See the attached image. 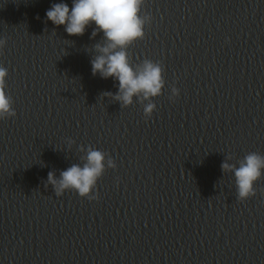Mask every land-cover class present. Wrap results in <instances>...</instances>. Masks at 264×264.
<instances>
[{
    "label": "water",
    "instance_id": "1",
    "mask_svg": "<svg viewBox=\"0 0 264 264\" xmlns=\"http://www.w3.org/2000/svg\"><path fill=\"white\" fill-rule=\"evenodd\" d=\"M57 3L73 0H0L17 112L0 121V264H264V177L241 202L223 168L264 157V0H145L152 22L127 52L163 67L150 119L93 75L103 31L69 35L47 18ZM90 149L99 199L56 196L49 173Z\"/></svg>",
    "mask_w": 264,
    "mask_h": 264
},
{
    "label": "clouds",
    "instance_id": "2",
    "mask_svg": "<svg viewBox=\"0 0 264 264\" xmlns=\"http://www.w3.org/2000/svg\"><path fill=\"white\" fill-rule=\"evenodd\" d=\"M144 3L145 0H73L71 7L67 3L54 4L46 15L55 25L64 26L72 36L83 35L93 23L103 31L108 43L104 47L98 46L101 55L92 61L93 75L99 73L105 79L118 80L120 91L115 98L124 106H130L134 96L149 101L144 107V115L150 119L157 111V104L152 99L161 96L165 87L163 67L145 59L142 65L134 68L127 52L131 45L145 38V29L152 22L150 15H142ZM6 44V40L0 39V53ZM8 77V69L0 65V121L17 116L14 100L7 92ZM172 96H180L178 88H172ZM104 159L103 152L90 149L87 163L82 168L72 166L61 173L59 180L49 173L56 196L72 190L82 198L99 199L98 192L93 193L105 171ZM108 167L115 168L116 165L109 160ZM223 168L234 171L241 202L256 195L254 185L264 177V157L249 153L240 161L239 167L225 163Z\"/></svg>",
    "mask_w": 264,
    "mask_h": 264
}]
</instances>
